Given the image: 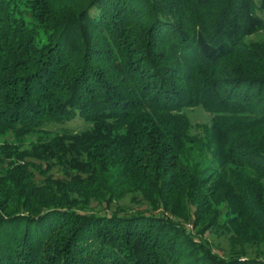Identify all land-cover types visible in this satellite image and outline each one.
<instances>
[{
	"label": "trees",
	"instance_id": "trees-1",
	"mask_svg": "<svg viewBox=\"0 0 264 264\" xmlns=\"http://www.w3.org/2000/svg\"><path fill=\"white\" fill-rule=\"evenodd\" d=\"M263 27L264 0H0V134L91 124L3 147L0 264H264Z\"/></svg>",
	"mask_w": 264,
	"mask_h": 264
},
{
	"label": "rangeland",
	"instance_id": "rangeland-1",
	"mask_svg": "<svg viewBox=\"0 0 264 264\" xmlns=\"http://www.w3.org/2000/svg\"><path fill=\"white\" fill-rule=\"evenodd\" d=\"M246 40L247 42H251V43L263 41L264 40V27L258 30V32L254 33L253 35L248 36ZM184 112L185 114L188 115L187 117L189 118L192 124L191 134L198 136L201 139H204L205 128L203 126L211 123L213 113H211L208 110H205L202 106H199V105L192 106V108H186L184 109ZM87 128H91L90 122L85 120V118H81L80 116H77L75 119L70 120L69 122L64 123V124L55 123L49 126L48 125L45 126V129L48 130L46 131V133L44 131L35 132V133L32 132V133H29L28 136H25L23 138L22 137L17 138L16 134H13L11 132L1 133L0 134V154H1V151L3 150V147L6 145L14 149L15 148L19 149L20 151L23 152V151H27L31 149L32 148L31 146L33 143H38L46 138L53 137L52 134H49L50 132L52 133L59 132V133L64 134V133H69L72 131L78 134V133H82L83 130ZM208 151L210 150L207 149L203 151L205 152L206 155H209L208 159H206L205 161V164H208V161L210 160L209 157L211 156L210 153L208 154ZM197 159H200L199 155L194 157L192 161L197 160ZM59 170H60L59 167L54 169L53 173L55 174V177L61 175ZM36 175H37V180H40L42 176L39 175L38 173H36ZM117 207H120V210H122L121 211L122 213H127V212L138 213V211L142 209L149 208V204L142 194H138V195L129 194L127 195L126 198H124V200L113 202V204L111 205V209L113 210V209H116ZM82 211L101 213L105 211L107 212L108 210L106 209L105 203L99 204L98 201L95 200L94 202L90 204V206H87L86 209ZM193 226H194L193 224H188V228L194 233L195 230ZM205 237L210 242L214 250H216L220 256L228 257L231 254L232 252L231 241H230L231 236L229 234L217 235L216 233L212 232L210 234H207ZM247 249H248L249 257H253L259 252H261L259 254L260 255L262 254V256L264 257V253H262V251L264 252V245L259 248L258 246L254 245L252 247H247ZM259 249L260 251L257 252Z\"/></svg>",
	"mask_w": 264,
	"mask_h": 264
}]
</instances>
